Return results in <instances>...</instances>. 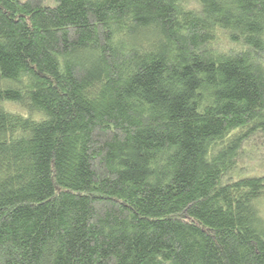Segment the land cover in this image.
Returning <instances> with one entry per match:
<instances>
[{"label":"trees","instance_id":"16d2710c","mask_svg":"<svg viewBox=\"0 0 264 264\" xmlns=\"http://www.w3.org/2000/svg\"><path fill=\"white\" fill-rule=\"evenodd\" d=\"M259 132L264 0H0V264H264Z\"/></svg>","mask_w":264,"mask_h":264},{"label":"rangeland","instance_id":"374dc122","mask_svg":"<svg viewBox=\"0 0 264 264\" xmlns=\"http://www.w3.org/2000/svg\"><path fill=\"white\" fill-rule=\"evenodd\" d=\"M14 108L18 109L16 106ZM238 159L234 177L264 175V133L259 132L245 140ZM260 205V206H259ZM258 207L264 214V200Z\"/></svg>","mask_w":264,"mask_h":264}]
</instances>
